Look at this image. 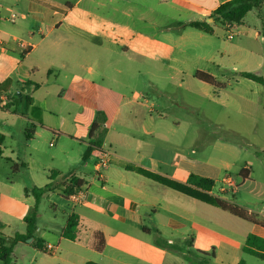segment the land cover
I'll return each instance as SVG.
<instances>
[{
	"label": "rangeland",
	"instance_id": "obj_1",
	"mask_svg": "<svg viewBox=\"0 0 264 264\" xmlns=\"http://www.w3.org/2000/svg\"><path fill=\"white\" fill-rule=\"evenodd\" d=\"M68 1L73 5L77 3L71 14L51 9L38 16L40 22H23L18 16L15 18L3 13L8 17L4 20L2 15L4 28L0 36L9 44L6 48L0 47V74L4 75L24 62V68L29 67L32 73L31 80L41 85L32 92L26 87L21 89L24 95L33 98L34 106L27 107L22 100L15 113L19 117L36 120L35 129L41 128L38 121L43 123V118L49 117L51 121L65 118V124L56 129L70 131L79 111L83 112L82 119H90L100 129L93 138L89 133L82 137L81 144L71 139L53 143L46 133L40 131L32 140L29 132H14V138L6 141V156L17 163L19 171L16 172L13 163L3 156L0 159V181L14 182L17 193L23 194L24 187L45 185L51 173L60 186L73 173L84 176L86 172L90 179L96 169L97 155L94 154V159L89 160L87 166L82 157L87 144L101 141L106 145L103 149L112 150L124 158L118 163L113 162V165L122 169L127 184L131 186L145 179L137 170L138 160H144L142 156L149 157L147 151H152L153 157L160 161L162 171L154 174L161 177L170 175L173 161L184 156L210 169L216 179L215 195L220 196L222 180L231 175L240 185L233 187L225 196L240 207L257 209L264 201V109L243 105L239 93H251L245 85H237L235 81L242 78L241 72L264 77V25L261 19L264 18V1L259 9L246 16L244 28L226 29L216 24L219 30L214 36L188 26L191 21L200 19L206 22L210 18L203 20V11L185 0ZM0 3L6 8L16 5L23 14H27L23 0H0ZM60 18H65L63 26L71 22L81 32L67 27L50 32L52 24ZM245 28L249 31L248 36L242 34ZM32 31L35 34L33 38L30 35ZM229 35L233 39H229ZM13 37L17 41H13ZM92 37L108 39L120 48L92 45L87 40ZM41 39H44L42 43ZM23 41L38 44L27 59L21 46ZM64 63L67 69H62ZM70 68H83L85 77H90V68L97 72L106 71L107 79L103 83L96 76L95 84L87 83L81 91L69 93V99L68 96L61 99L60 88L68 87L71 80ZM197 71H211L217 81H230L232 88L222 92L202 83L190 75ZM16 78L22 79V76L14 73L12 79ZM182 79L184 84L180 82ZM18 88L15 86L13 90L14 97H18ZM124 94L131 101L128 105L123 104ZM142 103L146 106L141 107L139 104ZM80 105L84 108H79ZM103 113L111 117L108 143L104 142ZM149 114L156 118L152 123L156 135L152 136L145 134L142 125L143 118L147 119ZM159 114L163 117H158ZM114 116L118 119L112 122ZM13 118L10 114L9 120ZM17 122L23 124L21 119ZM0 123H6V120L0 119ZM27 124L29 129V122ZM243 168L252 169L254 179L244 186L238 175ZM155 187L160 190L159 202L152 200L162 208L167 205L165 199L178 196L183 200L182 207L195 214V223L178 219L184 225L176 230L164 226L169 216L161 208L157 216L146 221L152 230L150 240H156L159 229L163 239L176 243L178 248L175 250L180 256L176 264H231L229 260L234 258L247 264H264V260L242 249L235 253L228 250L227 245L231 244L224 238L241 240L246 232L244 227L232 222L228 213V217L220 216L218 214L223 213L217 211L218 207H209L198 201L192 207V199L160 182ZM54 203L58 204L57 209L50 201H43L41 212L46 218L55 216L59 223L65 222L67 217L63 211H70L73 204L59 194L55 196ZM98 220L100 228L108 230L132 228L115 221L108 225L103 216ZM12 242L9 240L7 246ZM34 252L18 247L11 264H31ZM22 255L26 257L23 259ZM38 259L39 264H59L54 255L41 254Z\"/></svg>",
	"mask_w": 264,
	"mask_h": 264
},
{
	"label": "crops",
	"instance_id": "obj_2",
	"mask_svg": "<svg viewBox=\"0 0 264 264\" xmlns=\"http://www.w3.org/2000/svg\"><path fill=\"white\" fill-rule=\"evenodd\" d=\"M185 1L190 3L195 8L203 11L204 14L203 20H206V18H210L211 14L220 5L230 0H185ZM23 3L26 5L28 15L25 13L23 14L22 11H20L18 6L16 5L10 8H6L4 7V5H2V3H0L2 5V15H4L3 14L4 12H6L5 14H10V17L16 18V16H18L20 19L24 20L23 22L30 21L31 23H34L35 21L40 22L38 16L44 13V11H49V10L52 11L51 9L53 10L59 9L65 11L67 14H71L75 9V7H77V3L73 5L71 1L68 0H61V1L23 0ZM7 17L8 16L4 15L3 19L7 20L6 19ZM1 18H0V31L3 32L4 23L2 22L3 20H1ZM261 19H262V24L264 25V18L261 17ZM43 22L48 24V22L44 19ZM197 22H205V21H201L199 19V21ZM64 23H65V18H60L59 20L55 21L52 24V27L50 28V32H52L54 29H57L59 27L62 28L67 27L70 28L71 30L72 29L74 31L76 30L78 33L79 31L81 32V30L73 23L68 22L70 24H66L65 26H63ZM208 24H210L213 27V33L208 34L211 36H214L218 33L219 27H216V24L223 27L221 24L215 22L214 20L212 23H208ZM236 27L244 28L245 27L244 21L241 25L234 26L232 28H236ZM33 32L34 31L30 32L32 38L35 35ZM242 34L248 36L249 31L245 28V30L242 31ZM262 36L264 38V34ZM12 40L17 41V38L13 37ZM43 40L44 39H41L40 43H42ZM87 40H89L90 44L92 45H96V46L104 45L106 49H111L108 46H114L115 48L119 47L114 42H111L108 39L102 40L99 37H92ZM8 44L9 43L7 41H4L3 39L2 46L6 48ZM22 44H24L25 47H23ZM21 46L23 47V52L24 55H26V59H27L33 53V51L38 47V44L33 43L32 41L29 42L23 41L21 43ZM125 49L128 51V48ZM131 53L134 54L135 52H131ZM124 54L125 56H128L127 53ZM62 69H67L66 63L63 64ZM82 69L83 68H78V70L75 68H70L68 70V73H70L71 75V80L69 82L68 87L60 88L61 99H65L69 93L81 91L84 85H87V83L95 84L96 79L94 77L96 76H98L101 82L103 83L107 79L106 71L105 73L97 72L94 71L92 68H90L88 69V74L90 77L87 76L85 77L83 74L84 71ZM177 72L183 74V71L178 70ZM14 73L19 76H22V79L16 78L15 80H13L12 77L14 76ZM206 73L212 75L217 83L224 85V88H219L220 90H222V92L224 90H228L229 87L232 88V83L230 81L219 82L217 81L213 72L208 71ZM195 74L190 73L192 78H195ZM31 75L32 73L29 67L24 68V62L21 63V65L14 66L6 74L4 75L0 74V119L4 118L6 120V123H0V134L3 136V143L1 146L2 154L0 155V159L3 156L4 157L6 156L7 139H13L14 138L13 134L16 131L22 130L24 132L25 131L29 132L32 129L33 132H32V137L30 138L31 140L34 138V136H37V131H40L41 133H46V135H48V137L52 140L53 143L55 141L59 142L62 139H71L72 142L81 144L80 141L82 137H86L89 133V137L93 138L96 136V131L100 129L99 125H97L96 123L93 124V122L90 119H82L81 117L83 114L82 111L78 112V115L75 117V123L73 124V127L70 129V131H61L62 129H56V128H60V126H63L65 124L64 122L65 118H60L57 121H51L49 117L43 118V123L42 121L41 122L38 121L41 124L40 126L41 128L37 127L38 129H35L36 120L34 121L33 119H25L16 115L15 114L17 112L16 107L18 103L21 101L20 98H21L22 86L30 81L34 82L30 78ZM180 82L181 84H184V79H182ZM235 82L237 85H241V86L245 85L250 90L251 94L241 92L238 95L242 99L243 105H245L248 108L264 109L263 86L243 77L240 80H236ZM15 86L19 87L17 89L19 91L18 97H14L13 95L14 92L13 90ZM39 86L41 87L40 84ZM32 90H37V89L32 88L30 92H32ZM136 97H138L137 93H136ZM69 98L70 97L68 96V99ZM72 100L74 101V98ZM123 100H124L123 103L124 105H128L131 102L127 99L126 94L123 95ZM139 105L141 107L146 106L145 103ZM79 108H84V106L82 107V105H80ZM10 114L13 115L14 120H9ZM158 117L162 118L163 115L159 114ZM110 118L111 117L105 115L104 113L102 114L101 117V119L103 120V125L106 130L104 136V142L106 143H108V136L110 134V130H109ZM20 119L21 121H23L22 125L17 122L20 121ZM112 119L113 122L115 121V119L118 118L114 116L112 117ZM155 120L156 118H154L151 114L147 116V119L146 117L143 118L142 125L146 135L149 136L156 135V131L152 127V123ZM28 122L30 124L29 129H27ZM89 126H92L90 132H89ZM93 126H96V130L92 129ZM50 134H52L54 137L51 138ZM87 145L88 147L84 152V154H87V157L85 159L83 158L84 155L82 157V160L85 161V166H87L86 163L89 160L94 159V154L97 155V150L99 148L98 145H100L101 148H106V145H104L103 142L101 141ZM110 152L112 153L111 163L108 166V168L104 171L105 178L103 182L98 181V178L96 176V169H94V174L90 179H88L87 177L88 174L86 172L84 173V176L76 175V173L70 174L71 177L69 180H72L73 178H79L84 182H86L85 187L83 189V191H85V197L83 201L80 203L77 204L72 203L73 208L70 209V211H66L64 209L63 211L64 215L67 217L66 220H64L65 222L59 223L55 216L53 218H46L39 209L40 217L38 219V229L36 232V237L42 239L45 242L44 244L46 246H53L55 248V252L52 254L41 252L40 250L36 249L33 245H31L32 240L27 241V243L24 242L18 243L15 246L14 252L18 247L21 246L26 249L35 251L34 254H32L31 264H33L32 262H34L35 264H39L38 255L41 254L54 255L55 257H57V261L59 262V264H176V260L180 258L178 250L166 248L163 246H158L155 243V241L150 240L149 237L152 234V230L146 225V221L148 218L152 219L153 217L157 216L160 213L159 208H161L162 209L161 211L166 212L167 215L169 216V218H167V223L164 226H166L171 230H176L184 225L180 223L178 219L193 221V223H195L196 221L195 214L191 211L185 210V208L182 207L183 200H181V198H179L178 196H175L173 199H169V200L165 199L164 201L167 202V205L165 206V208H162L161 204H158L155 202V200H152V198L156 200L158 199L159 196L158 194L160 190L159 188L155 187V185H157L158 182H155L154 180L140 173L139 175L141 177L143 176L142 178L143 179L145 178L144 180H141L137 184L132 186L131 184H127L128 182L126 181V176L124 172H122V169L113 165V162L118 163L124 160V158L120 155H117V153L116 152L114 153L112 150ZM147 152L149 157L142 156L144 160L141 159L138 160L139 168L151 173L159 174V172L162 171L160 167V161H158L155 157H153L152 151H147ZM176 157L177 156H174V158ZM6 158L7 161L13 163V166L17 164L14 162V160L11 157L6 156ZM96 161H95V167L97 163ZM172 170L173 171L171 172L170 175L169 174L168 175L160 174V175L182 184H188V180L190 176L197 175L200 177L212 179L216 184V179L213 177L212 172L210 171L209 168H207V166H205L202 163H198L195 160H189V158H185L184 156H179L177 157L176 160L173 161ZM15 171L18 172L19 170L18 171L15 170ZM241 172L243 176L240 175ZM252 173H253L252 169L249 168H243L240 170L238 175L244 181L243 186L246 185L247 182L254 181L252 177ZM52 183H53L54 191L46 194L43 197L41 204L43 201L47 200L52 203L54 209H57L58 204L54 203L55 196H57V194H59V196L62 199L70 203L68 198L63 196V193L61 191L63 185L60 186L59 184H57L56 179L52 180L49 177L48 182L45 183V185L43 186L34 185L33 187H44ZM222 184L223 185L220 188V193H221L220 196L215 195L213 193V190L210 192V194L214 197H218L224 201H227L232 205L238 206L235 202L229 200L225 195L228 194L233 189V187L237 188L240 185V183L237 180H235V178L231 177V175H227L222 180ZM26 188H31V187L28 186L24 187L23 189L24 193L20 194L17 193V191L15 190L14 182L4 183L0 181V238L6 239L7 242L9 240H13V237L16 236V234H24L26 232V224L24 223V218L26 217V215L28 214L29 210L32 208L35 202L34 197L30 193H26L25 191ZM177 193L181 195V193L179 192ZM188 198L192 199L193 201L192 202L193 204L191 206L192 207L195 206V201L198 200L190 197ZM157 201L159 202V200ZM198 202H200L201 204L203 203L201 201ZM206 205H208L209 207L212 206L209 204ZM238 207L246 211L248 215L251 216L254 220H257L259 222H264V201L260 203L257 209L244 208L240 206ZM218 209L219 210L217 211H221V213H223L218 215L228 217L226 216L228 212L223 211L220 208ZM72 214H77L79 217V235L77 240L74 241L65 238L63 235V232L67 226L68 219ZM228 214L231 216L230 219L232 220V222H234L240 227H244L246 230V232L241 237L242 238L241 240L230 239V238L228 239L223 237L224 240L227 239V241L231 244V245H227L229 247L228 250L231 253H235L240 249L243 250L245 247L246 239L249 235H254L264 239V227L262 225L254 224L242 220L230 213ZM99 216H100V220L101 217L103 216V220H107L108 225L112 224L113 221H115L121 224L122 226L126 225L127 227L130 226L132 228L119 227L115 229L112 228L110 230H108V228L106 227L100 228L101 225H99L100 222L98 220ZM100 233L102 234L103 239L105 241V245L102 249L98 248V242L99 239L101 238L99 235ZM157 233L163 235L159 229H157ZM173 244L176 243L174 242ZM28 254L30 255V253ZM25 257H26L25 255H22L23 259ZM229 262H231V264H239L240 260L238 258H234V260L230 259Z\"/></svg>",
	"mask_w": 264,
	"mask_h": 264
},
{
	"label": "trees",
	"instance_id": "obj_3",
	"mask_svg": "<svg viewBox=\"0 0 264 264\" xmlns=\"http://www.w3.org/2000/svg\"><path fill=\"white\" fill-rule=\"evenodd\" d=\"M264 0H230L222 5H220L210 16L213 18L215 22H218L226 29L232 28L234 26H239L243 23L246 16L254 11L255 9H259L262 5ZM189 27L194 28L196 30L205 32L207 34L213 33V27L208 24L207 22H191L188 24ZM240 75L243 78L252 80L253 82L261 85L264 87V77L260 76L255 73L250 72H242ZM195 78L203 83L208 85L214 86L216 88H224V85H221L216 82L215 78L210 75L209 73L198 71L195 74ZM31 89L35 88L38 89L40 86L34 82H28L22 86L24 88ZM20 100H25L27 107L33 108L34 101L33 98L29 95H24L21 91V98ZM94 130H96V126H93ZM33 130L29 131V139L32 137ZM2 143H3V136L0 134V155L2 154ZM100 148V145H98ZM87 157V154H84V159ZM23 167V166H22ZM13 169H19V166L16 164L13 166ZM138 173L154 180L160 182L167 186L168 188L177 191L181 194H184L190 198L196 199L203 203L215 206L220 208L223 211H226L242 220L260 224L264 227V222H259L254 220L251 216L248 215L246 211L242 208H239L236 205H232L227 201H224L218 197H214L210 194L215 186V182L212 179L200 177L197 175H191L188 184H182L177 181L158 176L154 173L138 169ZM242 175V172L240 173ZM243 176V175H242ZM50 179H54V173H51ZM86 182L79 178H73L72 180H67L63 183V188L61 189L63 196L67 197L71 194L78 193L79 191L83 190L85 187ZM26 193H30L34 197V205L29 210L28 214L24 218V223L26 224V232L24 234H16L13 238V242L11 245L7 246V240L4 238H0V261L3 264H11L13 257H14V249L15 246L20 243L24 242L27 243L28 240H32L31 245H33L36 249L40 250L43 253H48L47 246L44 244L45 242L36 237V232L38 229V219L40 217V204L43 197L54 191L53 183L48 184L44 187H31L25 189ZM65 238L69 240H77L79 235V217L77 214H72L67 222V226L63 232ZM100 239L98 242V248L102 249L105 245V241L103 239L102 234L100 233ZM155 243L158 246H163L166 248L177 249V245L170 243L166 239H163L159 233H157V238ZM243 251L249 255L255 256L264 260V239L259 238L254 235H249L246 239L245 247ZM185 259L190 262L189 257L185 256ZM239 264H247L244 260H240Z\"/></svg>",
	"mask_w": 264,
	"mask_h": 264
},
{
	"label": "built area",
	"instance_id": "obj_4",
	"mask_svg": "<svg viewBox=\"0 0 264 264\" xmlns=\"http://www.w3.org/2000/svg\"><path fill=\"white\" fill-rule=\"evenodd\" d=\"M2 16V5L0 4V18ZM229 39H233L232 35H229ZM3 45V39L0 36V47ZM23 47H25L24 44H22ZM111 157L112 153L106 149L101 148L97 153V163H96V176L98 178L99 182L104 181V171L108 168V166L111 163ZM85 197V191L81 190L78 193L71 194L67 196L68 200L73 203L77 204L83 201ZM47 250L49 253H54L55 248L53 246H47Z\"/></svg>",
	"mask_w": 264,
	"mask_h": 264
},
{
	"label": "water",
	"instance_id": "obj_5",
	"mask_svg": "<svg viewBox=\"0 0 264 264\" xmlns=\"http://www.w3.org/2000/svg\"><path fill=\"white\" fill-rule=\"evenodd\" d=\"M213 20H214L213 18H210V19L206 20V22H207V23H209V22H213ZM28 241H30V240H28Z\"/></svg>",
	"mask_w": 264,
	"mask_h": 264
}]
</instances>
